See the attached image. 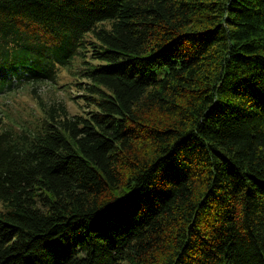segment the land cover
I'll return each instance as SVG.
<instances>
[{"label":"trees","instance_id":"trees-1","mask_svg":"<svg viewBox=\"0 0 264 264\" xmlns=\"http://www.w3.org/2000/svg\"><path fill=\"white\" fill-rule=\"evenodd\" d=\"M62 70L79 112L3 115L0 264H264V0H0V94Z\"/></svg>","mask_w":264,"mask_h":264},{"label":"rangeland","instance_id":"rangeland-1","mask_svg":"<svg viewBox=\"0 0 264 264\" xmlns=\"http://www.w3.org/2000/svg\"><path fill=\"white\" fill-rule=\"evenodd\" d=\"M76 81V77L62 70L56 83L42 82L38 86L24 83L13 91L0 94V121H2L0 126L4 123V113H8L10 119L16 123L32 122L35 115L39 112L37 106V97L39 96L45 100L57 99L64 101L70 112H79L83 105L81 102L78 103L77 100H80L78 97H80L82 91L78 90ZM33 87L35 92H32ZM72 97L78 99L74 102Z\"/></svg>","mask_w":264,"mask_h":264}]
</instances>
